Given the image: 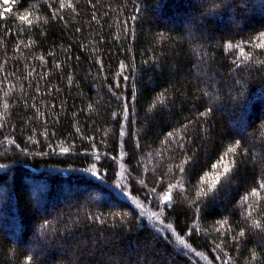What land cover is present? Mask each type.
I'll return each mask as SVG.
<instances>
[{"label": "trees", "instance_id": "obj_1", "mask_svg": "<svg viewBox=\"0 0 264 264\" xmlns=\"http://www.w3.org/2000/svg\"><path fill=\"white\" fill-rule=\"evenodd\" d=\"M0 264H264V0H0Z\"/></svg>", "mask_w": 264, "mask_h": 264}, {"label": "snow or ice", "instance_id": "obj_2", "mask_svg": "<svg viewBox=\"0 0 264 264\" xmlns=\"http://www.w3.org/2000/svg\"><path fill=\"white\" fill-rule=\"evenodd\" d=\"M9 3H10V0H3V4L4 5H8ZM4 11L7 12V11H10V9L9 8H5ZM230 151H231V149H230Z\"/></svg>", "mask_w": 264, "mask_h": 264}]
</instances>
